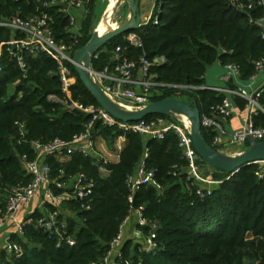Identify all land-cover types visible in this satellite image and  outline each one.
<instances>
[{
  "label": "trees",
  "instance_id": "16d2710c",
  "mask_svg": "<svg viewBox=\"0 0 264 264\" xmlns=\"http://www.w3.org/2000/svg\"><path fill=\"white\" fill-rule=\"evenodd\" d=\"M95 0L89 5L92 13ZM41 3L32 0H0V22L20 15L28 18L42 11ZM54 15L55 35L67 43L74 42L68 15L50 9ZM264 10L256 14L263 13ZM90 16V15H89ZM158 16L157 23L153 17ZM91 17L82 27L84 35L76 50L85 46L93 33ZM135 33L141 46H134L128 36ZM23 37L0 25V44ZM122 45L134 60L146 55L151 61L164 56L166 61L152 67L158 82L202 87L181 96H188L204 113L211 105L221 103L226 94L206 88V73L221 60L237 62L242 67V80L255 72V62L264 57L261 29L250 23L246 13L238 11L232 0H156L151 20L120 35L102 47L92 59L96 71L113 64V51ZM226 50L227 52H223ZM0 210L4 209L9 190L31 181L23 157H35L34 141L47 143L56 138L72 140L83 133L92 115L79 109H68L66 94L57 62L46 54L27 55L26 70L8 52L5 45L0 61ZM75 83L71 98L84 106L100 107L79 77L75 65L69 64ZM230 87L236 86L232 81ZM176 90L166 88L153 101L175 96ZM51 96H54L51 98ZM182 99V98H181ZM241 110L247 101L233 97ZM264 106V92L259 99ZM164 115H150L146 120ZM255 125L264 127V114L254 117ZM113 147L123 133L99 120L93 129ZM205 139L212 145V134L202 128ZM126 143L118 161L109 162L94 154L74 153L64 160L50 158L53 177L60 180L83 173L94 182L91 195L84 200L66 199L61 203L59 218L64 222V239L71 235L75 243L50 235L35 223L27 225L23 236L13 240L23 246L20 257L0 252V264H92L102 259L118 236L121 226L133 208L144 207V216L158 223L155 252L144 250L141 242L129 238L122 247L121 264H264V176L260 163L248 165L232 175L212 169L216 183L205 196L190 194L186 178L173 175V167L186 166L179 148L178 136L171 132L164 139H146L135 133L126 134ZM214 147V146H213ZM249 147V142H247ZM217 149L216 147H214ZM146 153L148 154L145 157ZM145 160L148 169H155L162 189L142 186L133 195L127 177ZM212 167V168H211ZM108 173L104 174L101 169ZM57 189V192H61ZM82 204L90 208L82 207ZM50 210L57 207L48 204ZM68 211V215L65 214ZM30 216H44L35 211ZM148 229H145L147 232Z\"/></svg>",
  "mask_w": 264,
  "mask_h": 264
},
{
  "label": "built area",
  "instance_id": "2783aa9c",
  "mask_svg": "<svg viewBox=\"0 0 264 264\" xmlns=\"http://www.w3.org/2000/svg\"><path fill=\"white\" fill-rule=\"evenodd\" d=\"M29 1V0H28ZM42 5V11L37 15L24 18L20 15H14L9 19L0 22L1 26L8 27L14 32H21L23 37L13 38L7 43L0 44L1 52L6 45L8 52L17 61L18 66L23 71L26 70V56L46 54L53 58L59 68V74L62 82V90L66 94L65 104L68 109H79L92 115V119L86 125L83 133L76 135L72 140L56 138L47 143L34 141L32 148L35 152L33 159L24 156V167L31 181L25 185H17L9 190L6 206L0 210V230L9 229L10 236L4 247L8 255L20 257L24 253L23 246L13 240V235L23 236L27 225L35 223L38 228L43 229L50 235L59 237L60 241L65 240L67 244L73 245L74 238L67 235L64 239L65 231H62L65 224L59 218L61 203L66 199H75L78 201L86 200L91 195L94 182L89 180L83 173H79L70 180H60L65 176V171H60V176L53 177L52 166L49 163L50 158L67 159L72 154L78 152L84 155L92 154L97 147L98 138L94 136L93 129L96 121H101L105 126H113L120 130L123 135L119 138H126V134L135 133L146 139H164L167 134L174 132L178 136L179 148L182 157L186 161V166L173 167V175H183L186 178V189L190 194L196 193L200 197L205 196V191H211V185L216 181L207 179L204 176L205 165L203 159L194 147L191 137V122L182 114L164 115L143 119L137 122H123L117 120L101 107L84 106L75 102L71 98V87L76 81L69 64H73L76 46L80 42V34L72 33L73 43H67L59 40L54 30V15L50 9H56L58 13L68 15L71 28L77 23L76 17L72 13L73 9L83 10L85 15L89 12L91 0H32ZM232 5L240 12L249 16L250 23L261 29V36L264 39V0H232ZM152 18V17H151ZM151 20V19H150ZM149 20V21H150ZM158 16L153 17V22L157 23ZM147 21V22H149ZM128 40L134 46H141L142 42L135 33L128 36ZM223 52H227L223 50ZM113 64L105 67L101 71L92 68V78L98 84L102 92L117 104H128L127 106L136 110L146 107L153 102V97L161 94L166 88L176 90V97L181 99V93L190 92L202 87L184 85V84H166L156 81L155 75L151 72L152 67L162 64L166 61L164 56L148 59L142 55L138 60L131 59L120 44L116 45L113 51ZM218 65L227 70V74L222 76L224 86H206V88L219 91L226 94L225 99L215 105H211L207 112L201 111L202 127L208 129L212 134V146L223 153L228 151L234 154H240L245 151L249 136L256 140H264V127L255 125L254 117L259 113L264 114V106L260 104L259 99L264 92L263 81L257 85L258 77L264 73V57L255 62V72L248 79V86L245 87L238 81L241 79L242 67L237 62L223 63L217 61ZM1 70V66H0ZM234 82L236 86L230 87L228 83ZM241 97L247 101L244 110L233 101V97ZM54 96H51L53 98ZM183 100V99H181ZM124 104V105H126ZM245 113L242 127L236 131L228 129V123L237 111ZM233 150V151H231ZM148 154L146 153L145 157ZM263 169L260 172L264 176V161L259 162ZM257 164V163H256ZM70 182L71 184H68ZM208 183V187L204 186ZM127 184L131 191L130 201L133 202L134 193L142 186L155 187L162 189V185L157 179L156 170L148 169L145 160L140 163L134 173L127 177ZM61 189V192H57ZM41 197L46 204H52L57 207L55 210H49L47 214L37 219L30 215L25 217L30 207ZM82 207L88 209L89 205L82 204ZM135 223L131 236L127 237L125 229ZM158 223L150 222L144 216V207L133 208L121 226L120 233L111 242L107 254L100 260L92 264H121L122 247L125 241L133 238L142 243L147 252H155L159 248L157 242ZM145 229H148L147 232Z\"/></svg>",
  "mask_w": 264,
  "mask_h": 264
},
{
  "label": "water",
  "instance_id": "95a60500",
  "mask_svg": "<svg viewBox=\"0 0 264 264\" xmlns=\"http://www.w3.org/2000/svg\"><path fill=\"white\" fill-rule=\"evenodd\" d=\"M129 3L127 15L120 26L105 34L96 29L89 42L76 50L73 60L80 79L92 93L100 107L123 122H137L150 115H185L191 122V137L200 157L210 166L234 175L242 168L264 161V140L258 141L249 136V147L240 154L231 156L215 149L202 133L201 110L190 100H181L170 96L153 101L138 110H128L109 99L92 78V59L96 53L112 39L130 32L142 23L138 0H124Z\"/></svg>",
  "mask_w": 264,
  "mask_h": 264
},
{
  "label": "rangeland",
  "instance_id": "374dc122",
  "mask_svg": "<svg viewBox=\"0 0 264 264\" xmlns=\"http://www.w3.org/2000/svg\"><path fill=\"white\" fill-rule=\"evenodd\" d=\"M114 1L115 0H95L94 6L92 8V13L89 14V12H88L85 16H83V18L80 21L78 19L77 23L71 28V33L80 34V36L84 35L83 32H82V27H83L84 21L88 17H91L90 29H91L92 33H94V31L97 29L98 25L101 22L103 23L105 21L106 16H107L109 10L112 8ZM128 7H129V3L126 1L119 8V10H118V20H119L120 23L125 19L126 15H127ZM90 8L91 7H89V11H90ZM226 74H227V70L225 68L221 67L220 65H218V63L216 62L215 64L210 66L208 68V70H207V73H206V76H205L206 84H208V85H217V86H221L222 85L223 86L225 84L224 81H221L219 79L222 76H225ZM263 78H264V73H261L259 75V77H258L257 85H259L263 81ZM239 83H241L245 87L248 86V80L240 79L238 81V84ZM180 97L183 100H189L188 96H180ZM124 104H126V103H123V104H120V105H124ZM127 105L128 104H126V106ZM132 110H136V109L133 108ZM240 117L242 118V120L244 119V115H240ZM235 118H237L236 115H235ZM98 141H100V140H98ZM246 148H248V147H245V149ZM231 151H233V150H231ZM115 152H116L115 145L113 147H111L105 141H100V143L97 142V147L95 148V151L92 154H94L95 156H98L99 158L105 159L107 161H112V160H114L113 156L115 155ZM225 154H228V155H231V156L237 155V154H234L233 152H230V151H228ZM212 169H210L209 167H205V170H204L205 178L214 179V173H213ZM208 185L209 184L207 182L204 184V186H207V187H208ZM213 186L214 185H211L210 187H213ZM34 206H35V208L36 207H41L42 208V207L47 206V205H46V202L44 201V198L41 197L37 202H35V204H33L30 207L28 212L25 214V217H27L28 215H30V214H32L34 212ZM48 208H49V206H48ZM65 214L68 215V212L65 211ZM0 232H2L1 236H0V252H1L4 249V247L6 245V241H7L8 237L10 236V234L5 229L0 230Z\"/></svg>",
  "mask_w": 264,
  "mask_h": 264
},
{
  "label": "crops",
  "instance_id": "0c3cea01",
  "mask_svg": "<svg viewBox=\"0 0 264 264\" xmlns=\"http://www.w3.org/2000/svg\"><path fill=\"white\" fill-rule=\"evenodd\" d=\"M139 3H140V13H141V17H142V23H147V21H149L151 19V17L153 16L154 14V10H155V5H156V0H138ZM72 13L74 14V16L76 17V20L79 21L83 18V16H85V13L83 10H78V9H74L72 10ZM221 81L222 80V77L219 79ZM225 85V84H224ZM223 85V86H224ZM206 86H216V85H206ZM222 86V85H221ZM235 115L237 116V118H235ZM240 115H244L245 116V113L243 111H237L232 119L229 121L228 123V129L230 131H235V130H239L241 127H242V123L244 122V119L242 120V118L240 117ZM98 140L100 141H105L102 137H98ZM126 138H117L116 140V143H115V148H116V152H115V155L113 156L114 157V160L112 161H109V162H116L118 161V157H119V152L121 151V149L123 148V146L125 145L126 143ZM100 141H98L100 143ZM110 155V154H109ZM112 155V154H111ZM59 160H64V159H59ZM107 161V160H106ZM104 169V170H103ZM101 171L104 173H108V171L105 169V168H102ZM104 173V174H105ZM68 184H71L70 182H67ZM47 206H44V207H36L34 206V212L35 211H40L41 213L43 214H47L49 209L48 208V204H46ZM44 208V209H43ZM61 208V207H60ZM68 212V211H67ZM69 213V212H68ZM135 225L134 221L132 223L131 226H128L126 227L125 229V234L127 237L131 236L132 234V229H133V226ZM7 232H9V229H5ZM1 233L0 232V236H1Z\"/></svg>",
  "mask_w": 264,
  "mask_h": 264
},
{
  "label": "bare ground",
  "instance_id": "6f19581e",
  "mask_svg": "<svg viewBox=\"0 0 264 264\" xmlns=\"http://www.w3.org/2000/svg\"><path fill=\"white\" fill-rule=\"evenodd\" d=\"M125 2L126 1H124V0H115L114 1L113 6L109 10L105 21L103 23L101 22L97 27V30L100 34H105L109 31H113L120 26L121 23L118 20V10L122 6V4ZM121 106L123 108L128 109V110H132L130 107H128L126 105H121ZM187 120H189V119H187Z\"/></svg>",
  "mask_w": 264,
  "mask_h": 264
}]
</instances>
